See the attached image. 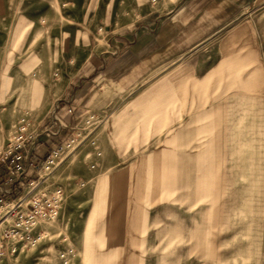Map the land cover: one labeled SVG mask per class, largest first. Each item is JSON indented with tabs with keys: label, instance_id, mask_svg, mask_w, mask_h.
I'll list each match as a JSON object with an SVG mask.
<instances>
[{
	"label": "rangeland",
	"instance_id": "374dc122",
	"mask_svg": "<svg viewBox=\"0 0 264 264\" xmlns=\"http://www.w3.org/2000/svg\"><path fill=\"white\" fill-rule=\"evenodd\" d=\"M147 10L144 0H0V147L22 117L36 129L94 28L132 23ZM119 102L114 96L85 117L74 138L56 148L50 168L40 165L35 182L21 185L24 209L30 198L62 186V209L42 225L45 235L37 245L5 254L0 264H264V144L247 145L253 140L243 136L239 145L192 147L191 176L184 184L180 179L177 199L191 220V258L142 257L144 243L130 233H140L143 202L152 204L147 196L163 187L136 174H144L145 164L150 168L153 163L142 158L158 146L127 144ZM129 165L135 176H119ZM4 231L0 223V238Z\"/></svg>",
	"mask_w": 264,
	"mask_h": 264
},
{
	"label": "crops",
	"instance_id": "0c3cea01",
	"mask_svg": "<svg viewBox=\"0 0 264 264\" xmlns=\"http://www.w3.org/2000/svg\"><path fill=\"white\" fill-rule=\"evenodd\" d=\"M144 1L148 10L134 22L107 23L88 34L59 94L38 119L32 157L41 164L74 138L85 117L120 98L127 144L158 146L142 158L153 164L136 176L163 187L144 196L153 203L143 202L140 233L130 234L147 247L142 257L190 259L191 220L177 199L180 179L184 184L191 176L192 147L239 145L241 136L253 140L247 145L264 144L254 141L264 138V0ZM131 170L122 168L119 176L134 177ZM37 174L29 169L24 183ZM14 186L6 199L20 194L21 185ZM212 240L209 235L206 244Z\"/></svg>",
	"mask_w": 264,
	"mask_h": 264
},
{
	"label": "built area",
	"instance_id": "2783aa9c",
	"mask_svg": "<svg viewBox=\"0 0 264 264\" xmlns=\"http://www.w3.org/2000/svg\"><path fill=\"white\" fill-rule=\"evenodd\" d=\"M31 128L32 122L22 117L12 138L0 147V171H5L4 175L0 173V207L7 202L13 204L1 222L5 223V231L0 238V257L37 245L45 235L42 225L59 217L64 201L65 191L62 186L45 190L38 198H30L26 209L22 207L26 194L18 195L10 201L5 197L15 193V184H24V177L29 169L36 170L43 164H46L47 169L54 162L52 155L56 150L41 164L32 157L34 148L31 145L38 136V129ZM11 182H14L12 186L5 187V184ZM34 182L35 179H31L29 184Z\"/></svg>",
	"mask_w": 264,
	"mask_h": 264
},
{
	"label": "bare ground",
	"instance_id": "6f19581e",
	"mask_svg": "<svg viewBox=\"0 0 264 264\" xmlns=\"http://www.w3.org/2000/svg\"><path fill=\"white\" fill-rule=\"evenodd\" d=\"M55 153H58V154H59V150H58V151L56 150V151L53 153L52 158H55V156H54ZM58 154H57L56 156H58ZM54 160H55V159H54ZM49 168H50V166H49L47 169H49ZM47 169H45V170H47ZM11 204H12L11 202H7L6 204H3V205L0 207V212H1V211H5V208L7 207V205H11ZM6 213H7V211L4 212L3 215L0 217V223H1V221L6 217Z\"/></svg>",
	"mask_w": 264,
	"mask_h": 264
}]
</instances>
